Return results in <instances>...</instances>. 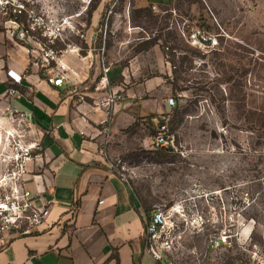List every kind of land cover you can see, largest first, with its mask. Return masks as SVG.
I'll use <instances>...</instances> for the list:
<instances>
[{
    "label": "rangeland",
    "instance_id": "1",
    "mask_svg": "<svg viewBox=\"0 0 264 264\" xmlns=\"http://www.w3.org/2000/svg\"><path fill=\"white\" fill-rule=\"evenodd\" d=\"M94 1L0 0V45L26 49L9 38L8 13L21 3L56 46L91 55L88 89L98 101L115 86L135 92L130 122L106 133L104 154L137 205L182 223L174 262L248 264L250 251L264 255V0H98L96 19L87 14ZM163 118L171 149L153 145ZM213 237L226 238L217 252Z\"/></svg>",
    "mask_w": 264,
    "mask_h": 264
},
{
    "label": "crops",
    "instance_id": "2",
    "mask_svg": "<svg viewBox=\"0 0 264 264\" xmlns=\"http://www.w3.org/2000/svg\"><path fill=\"white\" fill-rule=\"evenodd\" d=\"M18 49L20 60L14 56ZM90 56L66 50L61 57L65 79L55 87L25 48L0 45V94L9 86L8 69L21 76L18 96L9 103L27 113L42 146L40 157L29 164L26 187L48 209L45 222L32 233L0 239V264H158L143 248L150 211L133 201L104 154L106 133L129 124L135 92L115 86L98 101L88 89L97 74L90 73L96 69ZM112 114L115 119L107 123Z\"/></svg>",
    "mask_w": 264,
    "mask_h": 264
},
{
    "label": "built area",
    "instance_id": "3",
    "mask_svg": "<svg viewBox=\"0 0 264 264\" xmlns=\"http://www.w3.org/2000/svg\"><path fill=\"white\" fill-rule=\"evenodd\" d=\"M13 11L22 13L26 17V24L19 25L12 21L16 31L10 32L9 38L24 45L27 52L34 56L33 59L30 57L33 66L43 72L49 84L61 86L67 70L61 61L65 51L53 48L54 39L40 29L41 25L44 26L42 18L32 9L17 2ZM198 34L192 31L190 36L201 45L209 46L212 43L211 37L202 38ZM71 51L79 53L80 48L73 47ZM6 76L9 86L0 94V239L5 235L14 237L32 233L45 222L48 214L47 207L38 204L36 196L26 187L32 175L29 164L38 159L42 152L39 133L27 113L9 103L18 96L16 86L21 85V76L9 69ZM167 105H174L172 98ZM153 145L161 149L174 147V138L168 133L164 121L155 128ZM181 226L177 218L174 219L162 209L150 211L145 220L144 251L158 264H178L172 256L179 251L175 245L178 243L176 240L181 239V233L177 232ZM225 239L213 237L209 242L211 252H217ZM249 261L248 264H264V255L256 250L250 251Z\"/></svg>",
    "mask_w": 264,
    "mask_h": 264
},
{
    "label": "trees",
    "instance_id": "4",
    "mask_svg": "<svg viewBox=\"0 0 264 264\" xmlns=\"http://www.w3.org/2000/svg\"><path fill=\"white\" fill-rule=\"evenodd\" d=\"M98 4H99V1L98 0H95L93 2V4L90 6V8H89V10L87 12V14H88L89 17L92 15V12H94L97 9ZM8 15H9L8 18H9L10 21H13V22H15V23H17L19 25H25L26 24V17L22 13L18 14V13H15V12L14 13L10 12V13H8ZM101 45H102V40H101V38H99L96 41V48L100 49L101 48ZM84 46H85L84 48L86 49L87 46L86 45H84ZM149 47H150V44L146 48H144L143 50H147ZM53 48L56 51L63 50V48L56 46V44L53 46ZM79 54L82 57L86 56V53L84 51H80ZM154 121H156V120H154ZM160 124H163V121H159L156 125L158 126ZM154 135H155V132H154ZM147 211H149V210L147 209Z\"/></svg>",
    "mask_w": 264,
    "mask_h": 264
}]
</instances>
